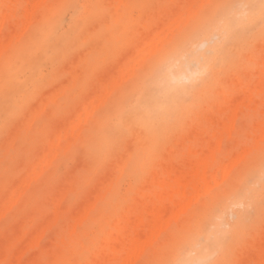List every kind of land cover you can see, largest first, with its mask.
<instances>
[{"label": "rangeland", "instance_id": "rangeland-1", "mask_svg": "<svg viewBox=\"0 0 264 264\" xmlns=\"http://www.w3.org/2000/svg\"><path fill=\"white\" fill-rule=\"evenodd\" d=\"M33 1L35 0H0L1 11H9L13 6L14 17L17 18L6 20L0 32V201H7L6 204L0 202V207H4L1 211L3 215L6 206H11L6 209L4 216L2 213L0 215V264H97L96 261L100 264H116L114 260H108L110 255L103 238L119 222H124L129 232L124 228L112 247L116 243L120 247V239L127 244L130 236L135 234H145V238L146 235H151L154 240L146 246L140 259L134 264H180L182 251L195 255L196 239L206 244L205 234L214 220L218 219L224 225V246L208 262L201 261L199 264H264V140L257 141L260 136L258 126L264 120V74L261 73V65L264 63V27L258 31V25H254L252 29L240 26L239 35L230 37L223 47L229 58L222 69L218 73L212 71L205 74V80H199L193 89L194 93L188 94L184 99L169 130L155 141H150L145 137L143 127L137 124L134 112L138 97L136 90L140 87L139 77L145 70L142 68L135 77L125 75L122 79H119L122 74L118 71L132 62V57L147 42L146 36L150 32L152 35L148 41L156 32L164 30L166 24L171 25L174 16L192 0H138L128 12L127 21H122L123 23L116 21L119 0H49L45 9L37 12L36 21L42 16H50L48 23L53 25V33L46 38L40 37L41 39L38 37V23L35 21L25 28L22 35L18 33L24 25L25 9ZM240 1L209 0L202 6L200 20L186 25L183 33L187 36L194 29L209 26L219 20L222 11L230 5H244ZM159 22L163 25H158ZM120 31L123 36L119 40L114 38L111 46L114 45L113 42L115 46L105 54L103 50L107 47V42ZM9 33L10 36L7 35ZM8 37H11V42ZM37 37L39 43L30 44ZM219 40L220 36L215 32V36L206 40L201 49L206 50ZM180 41L181 36H175L172 41L165 43L164 49L167 50ZM98 42L102 43L99 48L94 45ZM21 47L30 49H25L23 54L16 56ZM123 57L129 59H126L127 64L126 60L120 61ZM183 60L189 71L198 66L191 50L186 51ZM119 62H122V66ZM7 63L10 64L13 77L3 80V67ZM77 70H80L79 73ZM175 71L182 74L183 70L176 66ZM112 77L117 78V87H114L116 81ZM182 77L184 84L191 83L185 74ZM211 77L213 81L208 82ZM65 79H69L68 84L64 82ZM108 82H113L114 85L110 87ZM249 89L254 90V97L245 102ZM106 90H109V97L104 98ZM200 90L203 97L198 99ZM58 91L59 95L54 93ZM99 93L102 96L104 94V97ZM54 95L57 96L56 99L52 98ZM237 95H241L243 99L240 100ZM92 97H96V100L93 101ZM97 97L104 100L103 105ZM236 98L246 106L243 104L244 111L236 121L237 131L231 136L225 135L219 161L222 164L226 161L229 163L230 160H235V155H238L237 159L240 158L243 150L250 147L252 151L247 153L245 159L238 161L225 178L219 171L218 179L221 182L218 181V185L212 184V191L202 194L191 205L188 204L184 212L179 213L177 210V205L181 204L179 198L163 204L165 210L167 208L166 213L169 211V214H173L176 210L178 218L175 213L174 217L170 214L173 218L167 213L172 218L169 219L170 222L162 211V222L154 221L152 213L155 207L157 209L161 197L158 194L161 189L156 183L170 174L169 170L173 176L184 170H195L192 164L204 156L203 153L206 156L217 146L215 134H219L217 130L231 114L230 109L234 104H240L236 102ZM91 102L98 107L89 121L83 124L81 131L78 130L80 135L78 131L74 135L67 134L63 148L47 168L36 179L32 178L30 183H26L33 163L36 164L49 152L51 136L54 135L52 138L55 140L59 132L63 135L69 132L71 122L86 108L91 109ZM33 115L35 118H30ZM218 120L223 123L219 124ZM65 127L69 128L66 130ZM14 133L18 136H13ZM209 145L213 146L212 150H209ZM37 152H41L42 156ZM169 164L173 166V170L169 169ZM26 171L29 172L26 174ZM155 171L158 172L155 174L156 180V176L154 178L152 174ZM15 180L21 183L16 185L17 188L14 186L17 184ZM21 185L25 187L23 195L15 203H9L10 195H13L15 189H22ZM98 196L101 197L96 200ZM94 201L96 204L92 205L91 202ZM61 206H64L63 212L58 214L57 208ZM89 206L90 210L87 212ZM150 206L154 208L147 212L146 208L149 207L150 210ZM86 213L83 220L82 216ZM50 214L53 217L49 219L47 216H51ZM141 219L148 224L144 229L140 225ZM165 220L170 225H164ZM158 222L167 227L160 225L164 229L154 232L155 235L160 233L155 239V235L151 233L153 228L157 229ZM142 229L143 232L140 231ZM148 231L150 235L147 234ZM35 232L36 237L35 234H30ZM28 238L31 241H27ZM33 240H38L39 243H34ZM17 250L21 255L24 254L18 256L15 252Z\"/></svg>", "mask_w": 264, "mask_h": 264}, {"label": "bare ground", "instance_id": "bare-ground-1", "mask_svg": "<svg viewBox=\"0 0 264 264\" xmlns=\"http://www.w3.org/2000/svg\"><path fill=\"white\" fill-rule=\"evenodd\" d=\"M208 1L209 0H198V1L192 0V2H190V4L186 8H183L176 16H174L173 22L171 23V25L167 26V24H166L165 25L166 28L164 30L156 32L149 41H148V38L151 37L152 34H151V32H150L149 35L147 34L148 35V36H146V38H147L146 41L147 42L144 44V46L141 49H139L136 52L137 54L134 57H132L133 58L132 62H130V63L128 62L129 64H127V60H129V59H127L126 57L125 58L123 57L122 60H120V61H123V60L127 59L126 62H125L127 64V66L123 67L122 66V62H119V64L121 63L120 65L122 67L119 66V64H117L119 66V68L120 67L122 68V71H120L121 68L118 71L119 74L120 73L122 74L121 78H119V79L124 78L123 76H125V75L127 77H129V78L135 77L140 69L144 68V70H145L144 73L139 77V83H140L139 86L140 87L136 90V94H138V97H137L136 105L134 107V112H135V115H136L135 120H136L137 124L143 127V129L145 130L144 131L145 134L143 133V131H142V133L145 135L146 138L150 139V141H152V140L155 141V139L157 137L162 136V134H165L169 130V128L172 126L173 118L180 112L182 104L184 103L183 102L184 99H186L188 94H191V93L193 94L194 93L193 89L198 85L197 83L199 82V80L200 81L201 80H205V78H203V76L205 74L209 73V72L217 71V73H218V71L222 69L224 62L226 60H228V58H229V55H227V53H226V51L224 50L223 47H224L225 43L228 41V39L230 37H234V36L236 37V36L239 35V33H238L239 32V30H238L239 27L240 26H246V27H251V29H252L254 25H258V29H259V30L257 29L258 31H261L262 28L264 27V0H241L240 2H242L244 5L238 6L237 3H234L233 5H230L227 9L222 11L223 14H222V16H221V18L219 20L214 21L213 23H211L207 27L197 28L196 30L194 29V31L192 33H190V35L185 36V34L183 33L184 28L186 27V25H188L192 21L196 22L197 20L198 21L200 20L199 16H200V11L202 9V6H204ZM24 2L27 3L26 1H24ZM48 2H49V0H38V1L35 0L33 2H30L28 4L29 5L28 7L26 6L27 9L23 8V9L26 10L25 15H24V19H23V24L24 25L21 28L22 29L21 32H18V33H20V34L23 33L24 30H26L27 27L30 26L35 21V22L38 23L37 24L38 25V29L37 30L39 32L38 33L39 34V36H38L39 38L40 37L46 38L47 36L48 37L51 36V34L53 33L52 32L53 25L48 23L50 16L47 17V18H44L46 16L43 17L41 15L42 17L39 20L36 21L37 12L40 11V10L45 9V7L48 4ZM95 2H96V0H95ZM25 3H24V5H25ZM101 3H102V1H101ZM137 3H138V0H134V1L133 0H119L118 3H117V6H116L117 12H118V14H117L118 16L116 17V21L117 22H122V21L126 22L127 21V17H128V15H127L128 12H130V9L134 5H136ZM1 5H0V8H1ZM18 5L22 6L21 4H18ZM243 6H244V8L242 9L241 7H243ZM177 11H178V9H177ZM177 11H174V12L177 13ZM113 14H115V13H113ZM14 16H15V14H14L13 6H11V9L9 11H3L2 12L1 9H0V32H1V29H2V27L4 25V22L6 20H8L9 18L14 17ZM18 16H20V15H18ZM14 18L17 19L16 17H14ZM12 20H14V19H12ZM135 22H137V21H135ZM17 23H19V22H17ZM107 23H108V21H107ZM9 24L12 26L11 22ZM161 24L163 25V23H160V22L158 23V25H161ZM158 25H157V27H158ZM15 27H16V25H15ZM9 28H10V26H9ZM159 28H158V30H159ZM10 29H8V30H10ZM153 30H155V29L153 28ZM215 32L220 36V40L219 41H215L214 44L211 45L206 50L205 49H201L203 43H205L206 40L210 39L211 36H212V38H213V36H215ZM20 34H19V37L22 35V34L21 35ZM7 35L10 36V33L7 34ZM254 35H256V34H254ZM0 36H1V34H0ZM122 36H123V32L120 31L118 34L114 35L112 39H110L111 41L109 40L107 42L108 45L103 50L105 52V54L109 53V51L113 49L112 46H115V42H113L114 45L111 46L112 40L114 38L119 40V38H121ZM175 36H179V37L181 36V41L178 42L177 44L171 45L167 50H165L164 49L165 48V46H164L165 43H168V42L172 41L175 38ZM38 37L35 38L34 40H32V42L30 44L37 45L39 43V38ZM8 39H9V37H8ZM9 40L11 42V37H10ZM85 40L86 39H84V41ZM143 40H145V38H143ZM6 41L5 42L3 41V42L6 43ZM16 41H17V39H16ZM14 42H15V40H14ZM1 44H2V42L0 40V56L2 54V46H1ZM6 44L8 45L10 43L7 42ZM23 44H25V43H23ZM97 44H99V42ZM97 44H94V45H96L98 47L102 43L99 44V45H97ZM141 44H142V42H141ZM18 46H20V44H18ZM194 46H195V48H194ZM29 47H33V46H29ZM29 47H21V49H19L17 51L16 56H18V54L19 55L23 54L24 53L23 50L25 51V49L27 50ZM88 49H90V48H88ZM187 50H191V54H192L193 58L196 60V62L198 64L197 68H195L194 70H190V71L188 70L189 67H187L188 65H187L186 61L183 60V56L185 55ZM208 52L211 53V54L209 55ZM129 54H131V53H129ZM129 57H131V56L129 55ZM9 66H10V64L7 63L3 67L4 68L3 71L5 73V75H3V80H8V79L10 80L13 77V73H12L11 69L9 68ZM118 66L116 68H118ZM176 66L181 67V70H183L182 74H178L177 71H175V67ZM261 66H262L261 73L264 74V63ZM60 71H62V70L60 69ZM79 71L77 70V73H79ZM119 74H118V76H119ZM183 74H185L186 78L189 81H191L190 84H184L182 82ZM71 75H73V74H71ZM74 75H76V74H74ZM109 77L111 78V76H109ZM112 79H114L116 81V83L113 81L115 83V85H116L118 83L117 82V78L116 77L115 78L112 77ZM65 80L66 81H64V82L66 84H68V80L69 79H65ZM103 80H105V79H103ZM103 80H102V82H103ZM105 81H107V78H106ZM110 81H111V79H110ZM212 81H213V77H211L208 82H212ZM235 81L238 82L237 79ZM64 82H63V84H64ZM113 82H111V83L108 82L109 84H111L110 87L112 85H114ZM103 83H105V82H103ZM256 86H258V85H256ZM114 87H117V85L114 86ZM105 88L107 89L106 86H105ZM259 88H261V87H259ZM94 90L96 91V89H94ZM54 93H56V94L58 93V95H59V91L58 92H54ZM254 93H255L254 90H250L249 89V92H248V94L246 96L245 102H247V101L249 102L250 100H252L253 97H254ZM99 94H101V93H99ZM105 94H106L105 97H104V94H103V96L101 94L102 98L103 97L104 98L109 97L108 96L109 95V90H106ZM90 95H92V93ZM54 97H55V95L52 98L54 99ZM197 97H198V99H201L203 97L202 90H200L198 92V96ZM237 97H239L240 100L243 99L241 97V95L240 96L237 95ZM56 98H57V96L55 97V99ZM239 99L236 98V102H239L240 101ZM92 100L93 101L96 100V97H92ZM97 100L102 101V105L104 104L103 103L104 102L103 99H101V98L99 99V97H97ZM233 100L235 101V98ZM233 100H232V102H234ZM99 101H97L98 102V106H99ZM257 102H258V100H257ZM89 104L91 105V109H90V107L86 108V110L83 113L81 112L79 117L74 122H71V124H70L71 126H70V129H69V132L67 131L64 135L59 132L58 133L59 135H57L58 137L55 140H53V138H52V136H54V135L51 136L52 142H50L51 143L50 144V148L48 149L49 152H47V154H45V156L42 159L40 158L41 160H38V159H37L38 161L36 160L39 163L34 161V162H36V164L33 163L32 171H31V169H29L31 172L29 173V176L26 175V176H28L27 179H26V183H28V182L30 183L32 181V178L36 179V176L38 177L41 174V172L43 171V169L45 167L47 168V166L52 162L53 158L63 148L64 140H65L67 134L68 135L69 134L74 135L78 130L81 129L83 124L88 122L89 119L93 116V114L95 112V108H97L98 106L95 107L96 104H92V102L89 103ZM232 104H234V103H232ZM235 104H234V106H235ZM243 104L244 103H240V104L237 103V106H235V107L233 106V108L230 109V111H231L230 113L231 114L228 115L227 118H225L226 120H224V123L221 122L220 120H218L219 122L217 121L219 124L223 123V124H221V126L217 130L219 134L217 135V134L214 133L216 135V139L215 140H216L217 146L212 150L213 146L209 145L210 148H211V149L209 148V150H212L210 153H207L206 156L203 153L204 156L198 158L195 161V164L190 163V164H192L195 167V170L193 172L186 171V170L182 171L181 170L182 168L181 169L179 168L182 172H180L178 175L173 176V175H171V170H169V169H172L173 166H171L169 164L170 168L168 170H169L170 174H168V175L164 176L163 178H161L160 181L157 180L159 183L158 182L156 183V184H159V187L161 189V193L160 192L158 193V194H161L160 195L161 197H160V201H159L158 206L156 205L157 209H156V207L154 208V207H151V206H150L151 207L150 210H148L149 207L146 208L147 212L148 211L149 212L152 211L151 209L154 208L153 213L151 212L152 213V219H154V221H157V220H160V219L163 218L162 211H163V213H166L167 208L165 210V208H164L165 206L163 204H166V202H169V201H171V200H173L175 198H179V201L181 203L180 206L177 205L178 212L179 213H181L182 211L184 212L186 210V207L188 206V204H190L191 202H194V201L196 202V200L200 199L202 194H204V193L208 194V193H210L212 191V187L214 186L212 184H215L218 181H220L218 179V176L220 174L224 178L226 176H228L229 173L232 171L233 167L238 163V161H240L241 159L242 160L245 159V156L247 155V153L252 151V149L250 147L245 149V150H243L242 151V152H244L243 155L240 154L242 156L240 158H238V159H237L238 155L236 156L234 154L235 155L234 157H236V158H234L235 160H233V161L230 160L229 163H227V161H226V163L222 164L221 161H219V154H220V152L222 150V146H223V143H224L225 135L229 134V136H231L238 129L236 121H237L238 117L240 116V114L244 111V110H242L243 109ZM224 105L227 108H229L227 106V104H224ZM244 106H246V104H244ZM45 107H46V105H45ZM45 107H44V109H45ZM34 111L35 110H33V113H34ZM31 115H32V113H31ZM34 116L35 115L30 116V118L33 117V119H34L35 118ZM27 117H29V115ZM33 119H29V121H31ZM98 120H99V118H98ZM32 123L33 122H30V124H32ZM30 124H29V126H31ZM66 128H69V127H65V129ZM58 129H60V128H58ZM61 130H63V129H61ZM258 130H259L258 133L260 134V136H258L259 138H258L257 141L264 140V120L261 123H259ZM80 131H78L79 135H80ZM16 132H19V131H16ZM15 135L16 134L14 133L13 136H15ZM16 136H18V135H16ZM189 139H190V137H189ZM211 139H212V137H211ZM69 141L71 142V139ZM70 142H68V143H70ZM11 145L12 144H10L9 147H11ZM67 145H69V144H67ZM45 149L47 151V148H45ZM8 150H7V152H8ZM200 150L201 149H198V151H200ZM46 151L44 153H46ZM41 152L43 154V150ZM192 152H194V151H192ZM38 153L39 152H37V154ZM42 154H40V156H42ZM184 163H186V162H184ZM187 163H189V161H187ZM163 166H165V165H163ZM30 168H31V166H30ZM176 168H178V167H176ZM164 171H166V170H164ZM219 171L221 172L220 174L218 173ZM28 172L26 171V174ZM156 173H158V172L155 171L154 173H152V174H154V178L156 176L155 180L157 179V175H155ZM16 180H18V179H16ZM16 180H15V183H17ZM19 183L14 184V186H16V185L19 186ZM215 185H218V183L215 184ZM17 186H16V188H17ZM27 186H28V184H27ZM146 186H144V189L146 188ZM12 187H13V185H12ZM21 187H22V189L19 188V190L15 189L16 191L15 190L13 191V195H10L11 198L8 201L9 203L13 204V203H15L16 201H18L21 198V196L23 195V193L25 191V189H24L25 187L22 186V185H21ZM14 188L15 187H13V189ZM7 193H9V190L7 191ZM141 194H143V192ZM6 196H8V194H6ZM6 196H3V197L5 198ZM99 197H101V196H98V198L96 200H98ZM4 198H2V199H4ZM62 198H64V197L62 196ZM208 198H210V197H208ZM202 199H204V198H202ZM140 200H143V199H140ZM2 201L3 200H1L0 202H2ZM6 202L3 201L2 203L6 204ZM93 203L96 204V201L91 202L92 205H93ZM5 204H3V205H5ZM59 204H61V203L59 202ZM2 207H0L1 208L0 209V215L2 213L1 212L2 211ZM63 207L62 206L58 207L56 212L58 214L63 212V209H64ZM7 208H11L10 204L8 205V207L6 206L5 211H4V215H5V212H6ZM169 209H170V207H169ZM87 210L86 211L89 212L90 206H89V209L87 208ZM164 210H165V212H164ZM175 212H176V210L174 211V213ZM73 213H76V212H73ZM82 213L84 214V212L81 211V214ZM167 213H166V216H164V217L166 218V220L170 221L169 219H172L174 217L173 216L174 213L171 214V212H170V214L173 217L168 213L170 215V217H172V218H170L167 215ZM78 214L79 213L76 214L77 217H78ZM2 215H3V213H2ZM174 215L176 216L178 214L175 213ZM48 216H47V218H49V219H50V217H53V215H51L49 217ZM54 216L56 217L57 215H54ZM83 216H82V219L87 216V213L85 214L84 217ZM141 216H142V214H141ZM176 217L178 218V216H176ZM136 218L134 220H136ZM139 218H142V217H139ZM51 219H53V218H51ZM131 219H133V217H131ZM215 219H218V218H215ZM166 220L164 222V225L168 226L169 223L166 222ZM218 220H220V219H218ZM218 220H214L213 224L209 227L207 233L205 234L206 244H203L202 242L198 241V239L195 240V244L196 245H195V248H194V251H195V255L194 256H191L192 253L190 254L187 251H182V253L180 255V258H179V263L180 264H187L189 262H192V263L194 262L195 264H199V263H201V261L209 260L211 257H213V256H215L217 254V251L222 249V247L224 246V241H223V239H224L223 238L224 230H223L222 227L224 225H222V223L220 221H218ZM131 221L134 222L133 220H131ZM160 221L162 222V220H160ZM132 222H130V223L132 224ZM136 222H138V221L136 220ZM161 222H158V224H157L158 226L155 225L157 227V229L155 228L156 229L155 230L153 228L152 233H151L152 235H155L154 232L158 231L159 229L161 230V228H162V230H163L165 227H167V226H164L163 223H161ZM44 224H45L44 226H46L47 222H45ZM73 224L74 223H72V225ZM117 224L112 229H109V231L110 230L111 231L108 232V234L103 238L104 239V242H103L104 246L108 249L107 251L109 252V255H110L109 256L110 258L108 257V260L109 261L114 260L113 262H116V264H134L138 259H140L141 254L143 253V251L146 248V246L151 241L154 242V240H153L152 236L150 235V231H148L147 234H149L151 237L150 236L148 237V235H146L148 238L147 237L145 238V234H144V236H142V235L140 236V234L138 236V234H135L133 236H130V239H128L127 244L123 241V239H120V240H122L121 241L122 243L120 244L121 246L120 247L117 246V244L119 245V243H116L114 245L115 247H112V245L116 242V239L118 238V236L120 238V235H118V234H120L125 228L124 222L123 223L119 222ZM138 224H139V222H138ZM76 225H77V222H76ZM112 225H114V223ZM140 225H142L143 229H144V228H146V226L148 224L143 219H141ZM160 225H163L164 228H163V226H160ZM137 226H139V225H137ZM142 226H140V227H142ZM73 228H74V226H73ZM134 228H136V226ZM143 229L140 230V231L143 232ZM45 230H46V228H45ZM45 230H44V232H45ZM74 230H75V228H74ZM125 230H126V228H125ZM115 231H116V234H115ZM126 231L129 232V230H126ZM126 231H125V233H126ZM44 232L42 231V236H43ZM36 233L37 232L30 233V234H35V237H36V235H37ZM136 233H137V231H136ZM159 234L160 233L155 235V239L157 238V236ZM32 237L33 236H31V239H33ZM37 237H39V239H41L39 235ZM141 237H144V238L142 239ZM200 238L202 239V237H200ZM31 239L29 240V238H28L27 241H31ZM34 240H35V238H34ZM34 240H33L34 243H36L38 241L37 240L35 242ZM126 240H127V238H126ZM202 240H204V239H202ZM33 242H31V243H33ZM34 243H33V246H34ZM38 243H39V241H38ZM125 244H126V248L124 249L123 246ZM21 251L24 252L25 250H21ZM103 251H105V250H103ZM15 252L18 254V256L20 255V257L24 254V253H22V255H21V252H19L18 250L15 251ZM214 253H216V254H214ZM102 254H104V253H102ZM102 256H104V255H102ZM17 260L21 261V259H17ZM98 262L99 261H96L97 264H98ZM16 264H19V263H16ZM99 264H100V262H99Z\"/></svg>", "mask_w": 264, "mask_h": 264}]
</instances>
